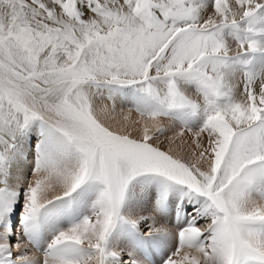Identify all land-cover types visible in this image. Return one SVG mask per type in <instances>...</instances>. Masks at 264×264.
Listing matches in <instances>:
<instances>
[{
  "label": "snow or ice",
  "instance_id": "1",
  "mask_svg": "<svg viewBox=\"0 0 264 264\" xmlns=\"http://www.w3.org/2000/svg\"><path fill=\"white\" fill-rule=\"evenodd\" d=\"M0 264H264V0H0Z\"/></svg>",
  "mask_w": 264,
  "mask_h": 264
}]
</instances>
